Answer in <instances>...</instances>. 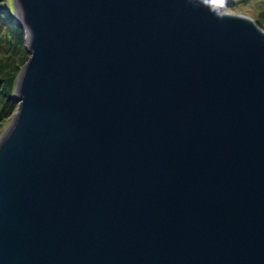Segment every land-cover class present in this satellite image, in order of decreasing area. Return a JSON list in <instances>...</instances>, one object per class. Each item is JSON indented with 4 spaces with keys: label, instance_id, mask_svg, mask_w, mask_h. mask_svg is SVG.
Listing matches in <instances>:
<instances>
[{
    "label": "water",
    "instance_id": "1",
    "mask_svg": "<svg viewBox=\"0 0 264 264\" xmlns=\"http://www.w3.org/2000/svg\"><path fill=\"white\" fill-rule=\"evenodd\" d=\"M235 4L12 0L0 264H264V23Z\"/></svg>",
    "mask_w": 264,
    "mask_h": 264
},
{
    "label": "trees",
    "instance_id": "2",
    "mask_svg": "<svg viewBox=\"0 0 264 264\" xmlns=\"http://www.w3.org/2000/svg\"><path fill=\"white\" fill-rule=\"evenodd\" d=\"M0 2V63H4L3 65H0L1 122L5 117H8L16 107V102L12 97V93L14 92V84L20 64L23 62L24 57L28 52L26 48L21 45L23 33L21 32L20 27L12 23L10 5H7L4 0H1ZM16 60L19 61V63L16 62V64ZM15 64L16 66H14Z\"/></svg>",
    "mask_w": 264,
    "mask_h": 264
},
{
    "label": "rangeland",
    "instance_id": "3",
    "mask_svg": "<svg viewBox=\"0 0 264 264\" xmlns=\"http://www.w3.org/2000/svg\"><path fill=\"white\" fill-rule=\"evenodd\" d=\"M235 1H236V4L231 6L228 9V11L251 14L254 17H256L258 20H260L261 22L264 23V0H235ZM4 2L7 5H10L9 7H11V12H12V23L16 25V23H15L16 20H15L14 15H13L12 0H4ZM0 5H1V2H0ZM5 31H6V29H5ZM21 32L23 33L22 29H21ZM24 37H25V35L23 33V39L21 38V42H22L21 45L23 47H25ZM28 58H29V54H27L24 57L23 62L20 64V68H19V71H18V74L16 77V81L14 84V92H15V87H16V83H17L18 77L20 75V72H21L23 66L25 65V63L27 62ZM16 62L19 63V61H17V60L15 61V63ZM3 64L4 63H0V65H3ZM16 64L14 66H16ZM14 92L12 93L13 99H14ZM0 102H1V98H0ZM17 107H18V103L16 102V107H15L14 111L11 114H9L8 117H5V119L3 121L0 122V139L2 138L3 134L6 132L8 126L11 124V122L13 120V116L17 112Z\"/></svg>",
    "mask_w": 264,
    "mask_h": 264
}]
</instances>
